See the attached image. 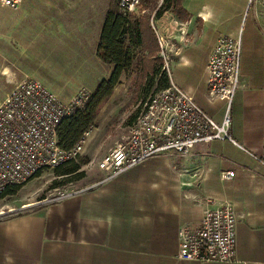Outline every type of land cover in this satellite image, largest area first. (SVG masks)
Listing matches in <instances>:
<instances>
[{"label": "crops", "instance_id": "0c3cea01", "mask_svg": "<svg viewBox=\"0 0 264 264\" xmlns=\"http://www.w3.org/2000/svg\"><path fill=\"white\" fill-rule=\"evenodd\" d=\"M161 3L134 15L176 44L170 77L211 114L220 103L207 96L208 56L220 36L240 38L243 89L234 132L264 161V4L169 0V9L157 15ZM20 7L30 10V0ZM222 171L233 177L222 180ZM104 177L97 169L71 197L0 217V264H218L176 259L178 229L199 225L207 199L210 207L231 203L237 215L235 261L225 264H264V166L211 151L155 156L96 184Z\"/></svg>", "mask_w": 264, "mask_h": 264}, {"label": "built area", "instance_id": "2783aa9c", "mask_svg": "<svg viewBox=\"0 0 264 264\" xmlns=\"http://www.w3.org/2000/svg\"><path fill=\"white\" fill-rule=\"evenodd\" d=\"M23 0H0V7L16 11ZM264 4V0H261ZM141 0H118L123 15L137 13ZM152 25V24H151ZM177 22L169 28L176 31ZM159 57L168 76V86L151 95L142 105L127 134L96 163L105 177L96 184L113 179L128 169L155 156H190L218 152L233 159L263 167L264 161L242 143L234 132V121L243 89L241 80V40L220 36L211 49L205 66L206 89L210 102H219L216 114L202 108L171 79L169 53L176 44L153 27ZM180 34L183 30L179 29ZM91 92L80 89L61 99L40 81L25 76L0 103V200L9 188L18 187L45 169H54L81 153L89 132L72 149L64 150L58 141V128L87 103ZM232 171H222L229 180ZM95 184V185H96ZM89 188V187H87ZM80 190L60 193L38 204L64 200ZM207 199L197 227L178 229V261L225 264L235 261L237 215L231 203L210 207Z\"/></svg>", "mask_w": 264, "mask_h": 264}, {"label": "rangeland", "instance_id": "374dc122", "mask_svg": "<svg viewBox=\"0 0 264 264\" xmlns=\"http://www.w3.org/2000/svg\"><path fill=\"white\" fill-rule=\"evenodd\" d=\"M111 1L30 0L31 9L27 12L20 11L21 7L16 11L0 7V103L25 76L39 80L63 100L68 99L66 94L81 87L92 93L112 72L111 66L98 60L94 49ZM157 1L143 0L137 14L143 8L149 13ZM155 39L150 43L157 44L155 51L139 52L133 68L121 75L112 95L101 105L79 154L81 161L88 160L81 167L83 178L61 185L54 170L45 169L0 200V217L34 210L43 206L38 204L43 199L73 192L90 182L97 172V161L127 134L132 117H137L143 103L154 94V88H148L146 81L149 66L161 64ZM162 67L164 70L163 61Z\"/></svg>", "mask_w": 264, "mask_h": 264}, {"label": "trees", "instance_id": "16d2710c", "mask_svg": "<svg viewBox=\"0 0 264 264\" xmlns=\"http://www.w3.org/2000/svg\"><path fill=\"white\" fill-rule=\"evenodd\" d=\"M111 2L113 3H111L112 7L104 14L95 52L96 57L103 64L112 67V72L107 79L102 80L93 90L85 106L76 111L71 117L64 119L60 124L57 132L58 141L66 151L72 149L78 139L94 126L101 105L112 95L121 75L133 68L138 53L154 52V48L157 46V44H150L154 43V40L152 41L151 35L146 33V30L149 29L154 38L153 30H150L147 25V18L137 17L134 14L123 15L118 10V0H112ZM142 2L143 0H141V4ZM168 2L169 0H162L157 9V15L169 9ZM160 62L159 66L151 65L147 69V71L149 70L147 75L149 79L147 78L146 84L148 88H154L153 93L168 86V76L165 70L162 69V59ZM139 68L142 70L143 63L139 64ZM134 118L136 119V117H132L135 121ZM87 163L88 160L81 161V158L77 156L53 170L55 176L61 179V185L72 183L83 178L84 172L81 171V167ZM18 188L19 186L9 188L5 195L14 194Z\"/></svg>", "mask_w": 264, "mask_h": 264}]
</instances>
